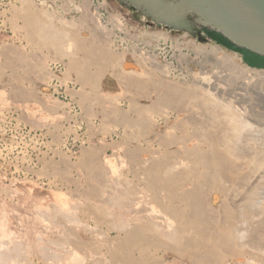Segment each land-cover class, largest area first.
<instances>
[{
    "label": "bare ground",
    "instance_id": "6f19581e",
    "mask_svg": "<svg viewBox=\"0 0 264 264\" xmlns=\"http://www.w3.org/2000/svg\"><path fill=\"white\" fill-rule=\"evenodd\" d=\"M70 54L72 67L99 56L84 45ZM87 78L81 74L82 83ZM206 85L195 99L155 86L167 105L151 119L157 140L127 152L138 164L124 175L104 152L88 166L87 187L65 176L73 195L52 180H0V264H264V127ZM138 99H124L132 118L123 100L115 108L124 133L147 120Z\"/></svg>",
    "mask_w": 264,
    "mask_h": 264
},
{
    "label": "rangeland",
    "instance_id": "374dc122",
    "mask_svg": "<svg viewBox=\"0 0 264 264\" xmlns=\"http://www.w3.org/2000/svg\"><path fill=\"white\" fill-rule=\"evenodd\" d=\"M83 45L99 56L72 67L69 53L79 55ZM84 72L89 78L82 83ZM136 78L139 86L131 82ZM206 83L221 88L214 99L237 103L249 123L264 127V69L247 66L236 52L135 16L119 0H0V180H52L53 188L73 195L78 185L87 187L88 166L104 152L124 175L138 164L127 152L157 140L151 119L167 105L155 86H174L195 99ZM133 95L148 110L146 125H129L124 133L114 111L123 100L125 114L134 117L124 100ZM65 176L81 179L76 187Z\"/></svg>",
    "mask_w": 264,
    "mask_h": 264
},
{
    "label": "water",
    "instance_id": "95a60500",
    "mask_svg": "<svg viewBox=\"0 0 264 264\" xmlns=\"http://www.w3.org/2000/svg\"><path fill=\"white\" fill-rule=\"evenodd\" d=\"M135 16L187 32L264 69V0H119Z\"/></svg>",
    "mask_w": 264,
    "mask_h": 264
},
{
    "label": "crops",
    "instance_id": "0c3cea01",
    "mask_svg": "<svg viewBox=\"0 0 264 264\" xmlns=\"http://www.w3.org/2000/svg\"><path fill=\"white\" fill-rule=\"evenodd\" d=\"M110 4H111L112 6H116V4H115L113 1H111Z\"/></svg>",
    "mask_w": 264,
    "mask_h": 264
}]
</instances>
